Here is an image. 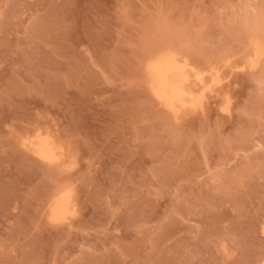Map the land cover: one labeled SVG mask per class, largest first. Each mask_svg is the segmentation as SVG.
I'll list each match as a JSON object with an SVG mask.
<instances>
[{"label":"rangeland","instance_id":"obj_1","mask_svg":"<svg viewBox=\"0 0 264 264\" xmlns=\"http://www.w3.org/2000/svg\"><path fill=\"white\" fill-rule=\"evenodd\" d=\"M167 51L198 110L153 92ZM0 264H264V0H0Z\"/></svg>","mask_w":264,"mask_h":264},{"label":"bare ground","instance_id":"obj_2","mask_svg":"<svg viewBox=\"0 0 264 264\" xmlns=\"http://www.w3.org/2000/svg\"><path fill=\"white\" fill-rule=\"evenodd\" d=\"M261 53L262 48L257 43L254 50L255 57ZM254 60L249 59V62L254 64ZM147 68L153 92L175 115L185 109L198 110L203 106V92L201 93V91L208 87L209 82L206 84L203 72L197 71L187 60L180 59L176 54L167 51L152 58ZM44 134L33 135L35 136V138L32 136L33 139H30L29 136L27 141L23 140L40 158L48 162H56L60 159L57 150L59 146L54 145L50 138L43 136ZM61 189L62 191H60ZM61 189L57 191L58 194L56 193L50 213L53 219L63 221L68 217L70 219L69 215L74 213L76 204H74L69 191Z\"/></svg>","mask_w":264,"mask_h":264}]
</instances>
